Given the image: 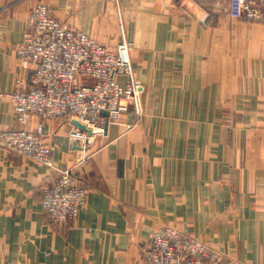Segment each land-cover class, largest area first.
I'll return each instance as SVG.
<instances>
[{"label": "crops", "instance_id": "crops-1", "mask_svg": "<svg viewBox=\"0 0 264 264\" xmlns=\"http://www.w3.org/2000/svg\"><path fill=\"white\" fill-rule=\"evenodd\" d=\"M37 4L109 48L122 37L131 45L140 113L83 149L69 122L45 121L55 170L0 145V264H143L150 233L165 226L234 264H264V68H239L232 55L236 32L264 24L204 25L202 0H0V133L18 128L6 95ZM57 169L88 199L77 219L55 226L41 198Z\"/></svg>", "mask_w": 264, "mask_h": 264}, {"label": "built area", "instance_id": "built-area-1", "mask_svg": "<svg viewBox=\"0 0 264 264\" xmlns=\"http://www.w3.org/2000/svg\"><path fill=\"white\" fill-rule=\"evenodd\" d=\"M222 1L217 0V6ZM226 11L233 20L264 24V0H226ZM27 23L16 46L21 74L6 95L18 128L1 132L0 145L7 154L55 170L44 122H69L70 142L83 149L103 134L106 122L117 123L130 111L140 113V83L133 78L131 45L123 37L115 48H109L79 28L52 18L44 4L29 11ZM119 77H125V83ZM56 172L54 183L42 188L41 198L47 221L55 226L77 219L88 199L87 188L70 170ZM142 257L143 264H234L221 252L168 226L150 233Z\"/></svg>", "mask_w": 264, "mask_h": 264}, {"label": "rangeland", "instance_id": "rangeland-1", "mask_svg": "<svg viewBox=\"0 0 264 264\" xmlns=\"http://www.w3.org/2000/svg\"><path fill=\"white\" fill-rule=\"evenodd\" d=\"M202 3V24L206 25L210 20L217 19L227 18L233 20L226 11V0L222 1L223 5L220 7L217 6V0H202ZM251 23L253 24L258 22ZM232 37L234 40V49L232 55H234L235 62L239 68H249L251 71L264 68V30L261 32H236ZM253 37L254 39L252 40ZM242 40L244 41L241 44H236ZM253 41H259L258 43L260 44L261 48L258 50L249 48L248 46ZM212 250L220 252L217 249Z\"/></svg>", "mask_w": 264, "mask_h": 264}, {"label": "water", "instance_id": "water-1", "mask_svg": "<svg viewBox=\"0 0 264 264\" xmlns=\"http://www.w3.org/2000/svg\"><path fill=\"white\" fill-rule=\"evenodd\" d=\"M103 115H104L105 117H107V113H103ZM73 124H74L75 126H77L78 128H80L81 130L86 131L87 134L90 135V132L87 131L86 128H85L84 126H82L81 124H79V123H77V122H74ZM107 127H108V122L105 123L104 131L107 130Z\"/></svg>", "mask_w": 264, "mask_h": 264}]
</instances>
